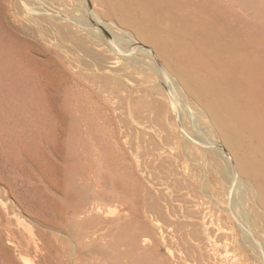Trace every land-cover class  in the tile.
Instances as JSON below:
<instances>
[{"label": "rangeland", "instance_id": "1", "mask_svg": "<svg viewBox=\"0 0 264 264\" xmlns=\"http://www.w3.org/2000/svg\"><path fill=\"white\" fill-rule=\"evenodd\" d=\"M21 1L0 0V264H262L241 241L237 224L221 218V209L230 207L223 203L228 195L219 205L209 195L214 183L228 185L210 162L207 170L189 162L186 124L180 126L166 98L151 89L155 77L142 83L124 74L118 55L93 45L75 26L59 29L57 22L30 18V7L39 2L69 17L70 3ZM124 1L138 19L144 17L139 7L150 3L144 10L148 25L173 60L188 58L185 64L192 66L200 55L197 64L206 61L210 74L229 82L231 51L225 47L218 64L200 53L225 45L205 13L210 11L236 31L229 47L235 43L245 58L264 67V0ZM92 11L100 17L104 12L95 3ZM116 19L106 20L123 29ZM168 22L189 29L187 45L167 31ZM140 44L152 50L150 43ZM234 86L223 89L228 102L264 112V102L257 105ZM258 230L256 240L264 245V227ZM219 231L235 238L219 241Z\"/></svg>", "mask_w": 264, "mask_h": 264}, {"label": "bare ground", "instance_id": "2", "mask_svg": "<svg viewBox=\"0 0 264 264\" xmlns=\"http://www.w3.org/2000/svg\"><path fill=\"white\" fill-rule=\"evenodd\" d=\"M22 1L25 4H29L31 6L30 2H32L33 0ZM35 2H33V4ZM52 3L58 6H60V3L62 5H68L70 3V8H67L69 17L64 14L66 11H58L56 7H52L53 11H50V9L48 10V5H46L44 2H39V7L29 6L30 18L34 21L40 18L42 20L45 19L50 23L57 22V28L59 29H62V27L67 28L68 26H75L84 32V34L86 35L85 37H87L93 45H95L96 47L98 46L101 49H103L101 46H105L109 51H112L113 53L118 55L121 60H123V67L121 71H123L124 74H127L129 72L133 73L137 76V80H139V82L141 81L142 83L151 81V79L153 80V78L155 77V85H153V88L151 89L154 93L161 95L163 98H166L167 103L164 104L167 106L168 111H172V113L178 117L180 126L183 123L186 124L185 129L182 127V129L185 131H183V149L185 152H188L192 156L191 158H189V162L197 164L202 169L205 168L206 163L210 162V167H213L216 171L218 170L222 180L228 185L227 188H222L220 186H216V184H220V182H217L216 184L214 183V192H211V194L209 195L214 202L213 204L217 205L223 202L224 198H222V196L225 193L228 195L227 202L224 201L223 203L230 205V207H223V209H221L223 211V213L220 215L221 218L229 222L233 221L235 224H237L240 229L239 232L241 234V241L244 244H247L250 253L256 258H260L262 264H264V245L260 244L256 240L258 238L257 234L259 233L258 228L264 227V112L258 111L257 109L258 112H256L255 114L250 113L249 111L241 108L239 105L228 102V99L225 97V92H223V89L226 85H228V87H231L232 89L236 87L234 86L236 83L238 85V88H242V91L245 90V93H247V96L249 98H254V100L256 99V104H261V102H264V67L263 65L257 66L253 62H251L250 59L245 58L243 56L245 54L240 53V50L238 48L239 46H235V43L232 49L229 47L227 42L231 41L233 43L234 41H236L234 39L236 38V31L228 29L224 25L222 20L214 13L212 14L210 11H208V13L205 12L208 16V19L215 24L216 30L218 31L216 32L218 34L221 33L226 40L224 46H213V48L211 45L210 47H204V50H202L200 53L203 54L202 58H204V54L206 53L211 55V58L217 60L218 64L220 63V60H222L220 56L223 51L226 54V49L228 51H231V56H229L231 67L229 68V70L231 73L229 74V82L226 81L225 83L220 79L217 80L215 76L209 73L211 69L206 61H201L197 64V62L200 61V55H196V57L192 58V66L190 63H187L188 65L185 64V60L188 59L187 57V59H185L183 62V59H180L181 57L177 61V59L173 60L170 56H168V54L162 49L159 40L158 43L156 41L158 39L156 38V34H158V31L153 30L154 28H150V25H148L149 23L146 19L147 11H145V13L144 10H146V5L148 6V4L150 3L146 2L147 4H142V7H139V9L141 8L142 12L144 13V17L141 19L134 18L135 16L133 17L131 5L129 4V6L128 3H126L124 0H52ZM92 3H95L96 5L102 7L104 12L101 14V17L100 14H97L99 12L96 13L95 11H92ZM135 4L137 3L135 2ZM134 10H137V8ZM148 11H150V14L151 12H153L151 10ZM161 12L158 13H160L161 15ZM151 15L153 16V14ZM112 16L117 17L116 20L119 21L121 26H123L122 28L125 30L120 29L116 23L114 24L110 20H106ZM160 17L163 16L161 15ZM171 18L169 19V21L172 20ZM153 19L155 20V18ZM185 21L187 20L185 19ZM162 25L164 26V24ZM179 25L176 26L174 24V26L172 25V27L168 26L167 31L171 32L174 38H181V41H183L187 45V42L190 41L189 39L192 33L190 34V32L188 31L189 29L187 30L185 27H183V25ZM188 26L190 25L188 24ZM128 30H130L131 33H129ZM160 31L162 30L160 29ZM207 34L209 35V33ZM58 35H60V32ZM69 35L72 34L69 33ZM87 38H84L85 41ZM211 38L213 39V37ZM61 39L63 40V38ZM216 39L219 40V38ZM176 40L179 41L178 39ZM140 41L143 43H150L152 45V50L143 49L141 46H139ZM165 42L167 43V41ZM167 46L168 44H166L165 47L167 48ZM87 52L93 53V51L89 50ZM173 53L175 54V51ZM108 57L109 56L107 55V58ZM100 58V54H94V59L96 61H99L98 59ZM176 58L178 57L176 56ZM159 59L163 60V65L159 64ZM114 62H112V64H115ZM118 77L120 78V76ZM231 78L234 82L233 86L230 83ZM252 140H257L260 144L256 142V144H254L251 142ZM216 142H218L219 144L217 145ZM245 143L249 145V150L245 152L242 151L244 153H240V149L243 145H245ZM218 159L223 160L224 165L221 166L218 162ZM228 160L234 161L235 168L234 166H231L229 164ZM200 161L203 163H201ZM193 168L195 167L193 166ZM196 169L198 170V168ZM202 183H205V181ZM237 234L238 232L236 233V236ZM233 238H235V234H226L221 231H219L216 235V239L219 241H223L224 239L231 241ZM244 244L241 246L237 245L236 249L242 250ZM257 263L259 264V262Z\"/></svg>", "mask_w": 264, "mask_h": 264}]
</instances>
